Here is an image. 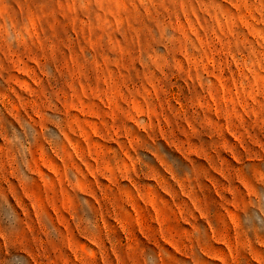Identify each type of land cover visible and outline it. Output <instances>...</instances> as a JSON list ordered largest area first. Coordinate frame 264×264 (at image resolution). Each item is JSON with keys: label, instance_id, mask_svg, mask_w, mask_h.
Instances as JSON below:
<instances>
[{"label": "rangeland", "instance_id": "1", "mask_svg": "<svg viewBox=\"0 0 264 264\" xmlns=\"http://www.w3.org/2000/svg\"><path fill=\"white\" fill-rule=\"evenodd\" d=\"M0 264H264V0H0Z\"/></svg>", "mask_w": 264, "mask_h": 264}]
</instances>
